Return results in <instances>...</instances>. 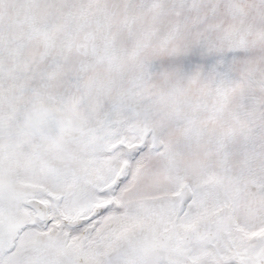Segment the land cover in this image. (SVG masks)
<instances>
[{"label":"snow or ice","instance_id":"6c2138e0","mask_svg":"<svg viewBox=\"0 0 264 264\" xmlns=\"http://www.w3.org/2000/svg\"><path fill=\"white\" fill-rule=\"evenodd\" d=\"M0 264H264V0H0Z\"/></svg>","mask_w":264,"mask_h":264}]
</instances>
